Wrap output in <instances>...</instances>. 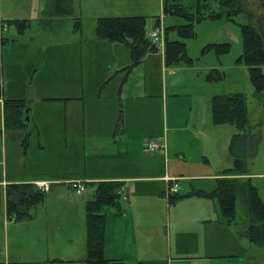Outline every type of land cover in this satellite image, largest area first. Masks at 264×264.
Listing matches in <instances>:
<instances>
[{
	"label": "crops",
	"instance_id": "crops-1",
	"mask_svg": "<svg viewBox=\"0 0 264 264\" xmlns=\"http://www.w3.org/2000/svg\"><path fill=\"white\" fill-rule=\"evenodd\" d=\"M35 8L27 6L21 18ZM75 16L74 10L72 17L58 16L54 21L77 20ZM2 18L0 10L1 124L6 134H21V157L30 154L35 160L26 175L22 168L21 179L0 181L4 205L9 183H56L44 192L40 206L29 210L28 219L12 220L21 221V254L0 264H86L85 201L68 181L83 183L84 194L90 183H123L122 196L127 200L121 198V212L105 213V259L124 264H224L222 260L264 264V254L250 247L245 233L249 218L243 231L237 229L233 219L223 217L218 198L210 196L218 180L246 178L228 172L233 169L231 144L237 129L212 119V98L238 91L210 83L207 76H193L183 67L166 66L164 45L126 71L130 55L126 58L117 43L97 40L99 53L91 59L82 44L91 43V38L81 32L82 41L73 44L67 32L56 30L45 38L46 44L24 40L22 34L8 42L4 36L8 25H2ZM47 60L52 67L43 77L41 65ZM93 73L95 82L87 79ZM11 100L23 101L24 107L17 121L7 122L3 103ZM147 139L163 141L164 149L144 158ZM99 153H106L107 161L89 167V156ZM136 156L142 159L140 165L131 162ZM167 179L176 181V194ZM179 194L186 198L172 202L177 207L172 216L177 235L171 245L169 232L161 227V211L169 209L164 200L171 203L170 198ZM38 226L42 237L35 234Z\"/></svg>",
	"mask_w": 264,
	"mask_h": 264
},
{
	"label": "rangeland",
	"instance_id": "rangeland-1",
	"mask_svg": "<svg viewBox=\"0 0 264 264\" xmlns=\"http://www.w3.org/2000/svg\"><path fill=\"white\" fill-rule=\"evenodd\" d=\"M53 1L54 0H0V10L3 17L2 21L4 24H8V31L4 32V36L8 42L13 40V37H18L16 34H22V38L24 40L34 38L36 40L35 44L38 42L40 44H46L45 38L54 35L56 30L57 32L62 33L67 32L65 35L68 34L71 39L74 38V41L71 43L73 44L82 41L79 37L82 36L80 35L82 33L85 35L84 37L90 36L91 38V43L87 42L82 44L86 47V50L89 51V53H86L85 55L92 59L93 57H97L99 53L97 45V40L99 39L95 36V20L97 18L143 16L146 20V31L149 32L152 30L151 28L153 25L156 24V18L158 17L159 21L157 22V26H161L164 30H168L166 33L167 39H177L184 42L186 55L192 60L190 65H187L185 62H181L175 66L185 68L188 70V73L194 74L193 76L200 74V76L205 78L209 73L216 71L219 74L220 79L209 81L210 83H218L219 85H222L223 88L231 86L234 91H238L243 96L246 105L247 123L245 129L241 133V140L238 142V147L234 149L235 152L233 156L235 154L238 156L243 154L240 159L243 161V165L245 167L246 178L244 179H248L250 184L255 187L257 195L264 205V91L261 93H255L250 83L246 67L242 64L236 63V60L242 53L240 24H251L258 31H260L261 34H263L264 38V5L262 1L241 0L240 7L243 12L236 14L232 18L233 20H226L223 18H204L200 21L194 22V35L192 38L188 39H181L178 37L176 31L169 30L173 27L183 26L187 24L188 21L184 19V17L175 14H164V6L184 8L186 12L195 16L199 14L205 15L209 11H212L213 8L214 11L216 9L220 12L217 0H73L76 14L75 17L78 18V21L59 20L56 22L54 21V18L57 16L54 14L55 12L51 10L52 8L50 9L49 7ZM27 6H35L36 10H34L30 15H26L21 18L22 15L26 14ZM15 21H21V23L25 25L22 31H18L16 29V26H14ZM76 22H78V24H76ZM224 43L229 44V51L226 54L218 56L213 50L202 51L208 44L219 45ZM117 44L118 45L115 46H120L119 48H121L122 52H125L124 56L128 58L130 55L129 50L125 49L122 45H119L120 43ZM78 46H80V44ZM72 52H76V50L73 49ZM44 53L45 52H43V54ZM129 61L132 63L131 58ZM77 65L80 66V62H78ZM53 66L62 68L59 64ZM190 66H193V70L187 68ZM51 67L52 64L49 60H47V63L45 62L42 64L41 76H48L50 71L49 69ZM77 69L79 68L77 67ZM261 69L264 73V67ZM79 73L80 72L77 70V74L80 77ZM89 77L92 78V82H95L96 73H93V75L90 74L87 79ZM1 82L2 81L0 80V88L2 85ZM217 91H221L220 87L217 88ZM57 111L60 113V109ZM237 133H239L238 130ZM20 136V133L11 135V133L6 134V131L4 132L1 124L0 110V181L3 179H7V181L21 179L20 177L25 176L28 173V170H30L28 165L34 164L35 160L31 158L30 154L26 155V158L21 157L22 152ZM241 142H243V145ZM105 154L106 153H99L97 155L91 154L88 161L89 167L93 166L94 169L95 167L101 165L103 159L107 161ZM142 154L145 156L144 158L151 156V153L142 152ZM24 160H26V162H24ZM80 162H82V159H80ZM131 162L140 165L142 159L136 156L131 159ZM23 167H25L24 170H27L25 175L22 174V171H24L22 170ZM230 167H234V162ZM5 169H7V172H5ZM5 174H7V176H5ZM93 193L94 188L89 185L87 193L82 195L80 198H82V201L91 199L93 197ZM178 198L186 197L179 194ZM236 198L233 220L236 223L237 229L243 231L248 220L246 202L242 192L238 193ZM164 203L168 204L169 209L164 207L161 211V227L162 230L167 233L169 232L171 245H173L177 235V228L174 227L172 216L173 212L177 210V207L173 208L172 203L165 202V200ZM120 205L123 207L122 203H120ZM152 205L156 209L154 201L152 202ZM4 206V187L0 183L1 262L4 261L5 258L12 259L13 257L21 254V221L15 223H12V220L6 221L4 216ZM111 211L112 209H106L105 213ZM36 222L38 221L35 220V223ZM37 231H41V227L39 228L38 226L35 234L42 237ZM41 233H43V231ZM32 238L36 237H33L32 235ZM249 244L250 247L254 248V250H260L264 254V245L254 246L250 243V241ZM194 262L196 263V261ZM222 262L226 264L227 260H222ZM195 263H190V261L172 262V264ZM165 264H168V262Z\"/></svg>",
	"mask_w": 264,
	"mask_h": 264
},
{
	"label": "trees",
	"instance_id": "trees-1",
	"mask_svg": "<svg viewBox=\"0 0 264 264\" xmlns=\"http://www.w3.org/2000/svg\"><path fill=\"white\" fill-rule=\"evenodd\" d=\"M218 10L209 11L205 15H193L186 12L184 8L164 6V14H175L184 17L187 24L173 27L169 30L177 32L181 39L192 38L193 23L204 18L218 19L224 17L229 20L243 12L240 7L241 0H217ZM58 17H72L74 14L73 0H54L49 6ZM78 21V20H75ZM158 22V20H157ZM78 24V22H76ZM8 25V24H6ZM158 25V24H156ZM18 31L25 27L23 23L14 22ZM78 27V26H76ZM146 20L143 16L129 17H100L95 21V36L111 43L125 45L130 53L131 69L138 65L141 59L147 54L157 50L150 42L146 32ZM164 62L166 66L172 67L181 62L187 65L192 60L186 55L185 43L180 40L170 41L167 39V29L164 30ZM242 38V53L236 60L237 64L246 67L250 83L255 93L264 91V38L263 34L251 24H240ZM213 50L220 56L229 51V44H208L203 51ZM216 73V74H215ZM209 81L217 80L219 74L213 71L207 75ZM23 101L11 100L3 103L4 114L7 122L18 120L22 114ZM212 119L216 124H231L239 131L235 134L231 144L234 154L238 142L241 140V133L247 123L246 105L241 94H224L212 98ZM243 145V142H241ZM243 154L234 155V167L229 173L231 175H246L243 165ZM227 178L218 180L215 191L211 194L218 198L219 206L223 217L232 221L234 206L238 193L243 194L246 202L249 226L245 233L249 241L256 245H264V205L257 195L255 187L247 179ZM94 188L93 197L84 202V224H85V263L86 264H124L121 261L108 260L103 256V241L105 227V210L112 209L117 214L121 212V196L123 183L118 181H99L90 183ZM210 195V196H211ZM44 198V192H39L31 184H9L5 187V215L7 220H23L30 217L29 210L40 206ZM178 199V195L170 198L169 202Z\"/></svg>",
	"mask_w": 264,
	"mask_h": 264
},
{
	"label": "built area",
	"instance_id": "built-area-1",
	"mask_svg": "<svg viewBox=\"0 0 264 264\" xmlns=\"http://www.w3.org/2000/svg\"><path fill=\"white\" fill-rule=\"evenodd\" d=\"M5 27H2V29ZM151 43H153L156 47L163 46L164 43V30L161 26H157L147 34ZM159 44V45H157ZM165 147L164 142L158 139H147L143 143V151L145 153H153L155 151L163 150ZM168 182H171L170 191L173 194L177 192V183L174 179H167ZM56 182L47 181V180H38L33 182V186L39 192H47L50 190L51 186ZM67 184L69 187L75 191L78 195H83L86 191V187L83 183L79 181H68ZM122 200L126 201V196H122Z\"/></svg>",
	"mask_w": 264,
	"mask_h": 264
},
{
	"label": "flooded vegetation",
	"instance_id": "flooded-vegetation-1",
	"mask_svg": "<svg viewBox=\"0 0 264 264\" xmlns=\"http://www.w3.org/2000/svg\"><path fill=\"white\" fill-rule=\"evenodd\" d=\"M260 1H262L263 5H264V1H263V0H260ZM263 7H264V6H263Z\"/></svg>",
	"mask_w": 264,
	"mask_h": 264
},
{
	"label": "water",
	"instance_id": "water-1",
	"mask_svg": "<svg viewBox=\"0 0 264 264\" xmlns=\"http://www.w3.org/2000/svg\"><path fill=\"white\" fill-rule=\"evenodd\" d=\"M264 1V0H263Z\"/></svg>",
	"mask_w": 264,
	"mask_h": 264
}]
</instances>
